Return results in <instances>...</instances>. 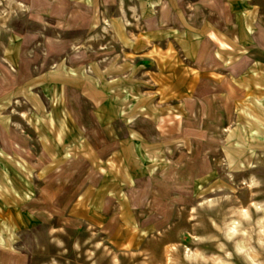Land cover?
Instances as JSON below:
<instances>
[{
  "label": "rangeland",
  "instance_id": "obj_1",
  "mask_svg": "<svg viewBox=\"0 0 264 264\" xmlns=\"http://www.w3.org/2000/svg\"><path fill=\"white\" fill-rule=\"evenodd\" d=\"M9 1L0 0V8L14 7L7 18L11 29L0 23V175L6 162L14 184L33 198L20 202V219L0 208L1 224L13 218L19 226L15 240L0 245V264H166L170 244L174 258L191 264H216L220 256L246 264L219 225L238 217L241 208L254 216L263 211L253 202H264V179L252 191L250 169H235L229 150L245 122V100L251 94L257 103L264 95L246 72L264 54V0H152L149 16L142 0H95L91 7L74 0H19L28 14ZM99 9L112 25L124 21L127 36L112 25L104 34L95 24ZM246 10L254 26L247 45L254 52L228 65L206 30L233 44L238 34L236 43L244 46ZM170 29L176 32L168 38L164 31ZM11 34L19 38L8 58ZM170 47L174 57L165 59ZM64 62L87 68L105 98L99 103L91 96L101 94L85 88L88 76L52 84L49 76ZM106 81L107 87L128 88L117 100ZM105 104L103 117H112L103 121ZM140 104L143 111L128 120ZM62 109L70 118L68 148L46 137V125L37 121ZM170 112L182 115L159 125ZM257 153L263 176L264 150L257 147ZM17 159L30 183L16 174ZM209 196L218 198L214 206L202 204ZM8 197L0 193L1 207L16 204ZM199 249V257L185 258L186 250Z\"/></svg>",
  "mask_w": 264,
  "mask_h": 264
},
{
  "label": "bare ground",
  "instance_id": "obj_2",
  "mask_svg": "<svg viewBox=\"0 0 264 264\" xmlns=\"http://www.w3.org/2000/svg\"><path fill=\"white\" fill-rule=\"evenodd\" d=\"M12 0H10L8 3H11ZM17 1V4L19 6V9L24 14H28L29 7L24 2L19 0ZM76 3L81 4V2H84L87 7H91L95 5V0H74ZM142 7L144 10L145 15L149 16L153 13L152 8L154 2L152 0H142ZM150 3V4H149ZM149 6H151L149 8ZM16 8V7H15ZM14 7H10V9L5 6L4 8H0V19L4 17L5 19L0 20V23H3L5 25L6 31L11 29V25L7 24V18L12 14V10ZM123 12L127 14L124 7H122ZM133 12H136V7L132 6ZM102 9H99V18L96 21V26L102 30L104 34L111 33V28L109 25H112L111 20L107 19L106 16H103L101 14ZM7 13V15H5ZM250 10H246V21L247 26L243 30V39H244V46H239L236 43V39H240L239 35H235V43H231L230 41L223 40L222 38L218 37L217 33L206 30V32L211 33L214 38H216L219 43V49L218 54L220 57L224 59V61L228 65L235 64L238 60L242 59L243 57H249L253 54L254 51L250 50V46L247 45L249 43L250 39V32L254 30V26L252 22L249 19ZM128 22H130V19H127ZM110 23V24H109ZM112 27L117 31L118 35L120 37L127 36L128 31V25L122 21L117 20L116 25H112ZM165 35L168 38H171L176 30L170 29L164 31ZM222 33V32H221ZM224 35V33H222ZM199 34H195L197 36ZM10 44L6 47V53L7 57L13 58V52L15 51L17 47V39L19 38L18 35L11 34L10 35ZM181 38H185V35H181ZM198 41L200 39H197ZM195 42L196 44L191 45L192 51H194V48L198 46L199 42ZM174 47H170L169 51L164 52L163 55L164 58H173L174 54ZM159 47L156 46L155 51L159 52ZM247 72V78L248 81L253 80L258 86L264 87V54L259 55V59L257 61L256 65L251 66L248 68ZM84 76H88V78L91 80H95L94 83H92L90 80L87 83V87L85 88H92L96 91L97 95L93 92L91 96L97 100V102H101V98H105L107 94L104 92H101L98 88V85L100 84L99 79L89 75L87 73V68L82 69H76L71 66H69L67 63H61L55 71H53L52 75L49 76L50 81L52 84H58V82H61L63 85H65L67 82H75L79 78H82ZM104 88H109L107 91L112 92L113 90L116 92L114 94V99H119L120 95L122 96L123 92L128 87H119L120 89H116L115 87L109 86L107 87V81L105 83ZM33 86V85H32ZM101 86V85H100ZM26 88H29L26 87ZM46 88H50V86H46ZM57 88V87H56ZM132 88L133 85H132ZM34 89V88H33ZM121 93V94H120ZM250 94V93H249ZM253 95H249V99H246V106L241 107V111L245 115V122L240 130L236 133V137L234 138L231 149L229 150V154L232 156L234 168L238 170H244V169H250L251 175L250 180H248V186L252 191H258L260 186L262 185V180L264 179L263 176H259V168L257 167V147L262 148L264 150V95L257 97V103L252 98ZM40 99H36V106H40ZM54 102H57V106H59V103L63 102V97H60L59 94L54 97ZM102 110H100V118H102L103 121L109 117V119L112 116H107L106 118L103 117L102 111H106V104L102 105ZM4 108V107H3ZM145 108V105L140 104L135 112V114L131 117H129L128 120H132L134 116L141 113ZM147 113V112H146ZM170 118L167 120L168 117L165 116V114H162L160 117L159 125L162 126V123L165 121L168 124H170L171 121L176 119L177 116H181L182 112L177 113H168ZM37 121L41 123V125H46L47 135L50 134L52 138L55 140L56 145H60L61 142H64L65 148H68L72 146L70 143H66V137L67 133L69 134V129H71V126L69 124L70 118L65 109H62L61 114L55 116L54 113H51L48 111L47 114H40L37 116ZM167 124V125H168ZM38 128H40L38 126ZM135 137L139 136L140 134L137 131H133ZM49 138V137H48ZM136 144H140L138 139L135 142ZM68 151V149H67ZM143 156L145 159L150 158L146 157L143 153ZM148 160V159H147ZM17 162L20 163L19 167L15 168V172L17 175L20 176V178H24L26 180V183H30V180L25 177V175L22 174V171L25 168V164L21 163L20 160L17 159ZM113 166L117 165V163L113 160H111ZM5 166V171L2 176L0 175V193L1 195H8L10 196L9 199H13V204L16 203L12 208H10L11 203H6L5 206H0L4 211H7V214H9L10 217H13L14 215L18 217V219L23 217V209L20 206V202L27 203L28 200H32V194L29 190L23 189L24 193H21L20 190L17 188V186L14 184V179L10 175L9 169L6 166V162H3ZM31 171V170H30ZM29 175V174H28ZM128 175L131 180H134V177L131 175V173L128 172ZM218 198L214 197L211 198V196L206 197L205 200L202 202V204H207L208 206H214L217 202ZM253 205L256 209L262 208V212L259 215H253L250 214L248 210H245L241 208L240 215L238 217H231L229 219H226L224 222V226L219 225V229L223 231V235L226 239H233L232 241V250H234L235 254L238 256V258L246 263V264H264V202L255 200L253 202ZM234 212L238 211V207H234ZM0 217H2V214H0ZM11 220L2 219L3 224L0 223V245L4 244L7 240H15V234L16 229L19 227L16 222L13 221V218H10ZM242 219L245 220H251L253 219L255 222L249 223V225L246 226H238L237 224L241 223ZM11 243V242H10ZM9 243V244H10ZM222 246V245H221ZM173 249V245H167L166 250V258L163 259L162 262H166V264H173L176 259H179V264H191V262H187L183 257H177L174 258L173 254L171 253ZM171 253V254H170ZM227 253H229L231 256L235 255L234 253H231V251L227 250ZM201 255V251L196 250H186L184 253L185 258H188L190 256L199 257ZM57 261V260H56ZM171 261V263H170ZM178 263V262H177ZM56 264H61L57 261ZM216 264H236L233 260L224 258L222 256L219 257V259L216 260Z\"/></svg>",
  "mask_w": 264,
  "mask_h": 264
}]
</instances>
